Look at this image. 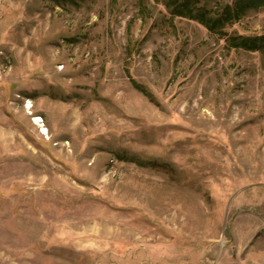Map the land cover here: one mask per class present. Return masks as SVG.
Returning <instances> with one entry per match:
<instances>
[{"label":"rangeland","instance_id":"374dc122","mask_svg":"<svg viewBox=\"0 0 264 264\" xmlns=\"http://www.w3.org/2000/svg\"><path fill=\"white\" fill-rule=\"evenodd\" d=\"M163 2L0 0V264H264V7Z\"/></svg>","mask_w":264,"mask_h":264},{"label":"trees","instance_id":"16d2710c","mask_svg":"<svg viewBox=\"0 0 264 264\" xmlns=\"http://www.w3.org/2000/svg\"><path fill=\"white\" fill-rule=\"evenodd\" d=\"M144 2L147 0H143ZM171 17L185 18L202 25L209 33L228 36L224 31L243 14L264 7V0H163ZM230 47L263 50L264 37H227Z\"/></svg>","mask_w":264,"mask_h":264},{"label":"bare ground","instance_id":"6f19581e","mask_svg":"<svg viewBox=\"0 0 264 264\" xmlns=\"http://www.w3.org/2000/svg\"><path fill=\"white\" fill-rule=\"evenodd\" d=\"M36 122H40L38 119H35Z\"/></svg>","mask_w":264,"mask_h":264}]
</instances>
